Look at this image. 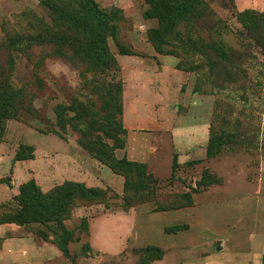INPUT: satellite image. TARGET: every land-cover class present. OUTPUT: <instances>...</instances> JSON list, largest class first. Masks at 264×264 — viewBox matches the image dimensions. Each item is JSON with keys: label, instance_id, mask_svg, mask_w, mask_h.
<instances>
[{"label": "rangeland", "instance_id": "rangeland-1", "mask_svg": "<svg viewBox=\"0 0 264 264\" xmlns=\"http://www.w3.org/2000/svg\"><path fill=\"white\" fill-rule=\"evenodd\" d=\"M93 1L116 9L107 45L117 64L109 69L73 52L87 32L61 12L100 26L78 0H0L2 259L264 264V37L237 20L264 15V0H187L191 16L169 32V0ZM208 40L241 53L237 84L207 82ZM6 99L19 112L3 118ZM178 124L185 135L173 142ZM129 129V137L150 131L142 133L154 148L138 160L144 169L126 156ZM30 179L42 192L73 181L100 197L60 220L7 222L26 216L18 195Z\"/></svg>", "mask_w": 264, "mask_h": 264}, {"label": "trees", "instance_id": "trees-1", "mask_svg": "<svg viewBox=\"0 0 264 264\" xmlns=\"http://www.w3.org/2000/svg\"><path fill=\"white\" fill-rule=\"evenodd\" d=\"M78 2L81 8L89 10V15L99 20L100 26L93 27L92 29L87 28L80 15L61 12L62 18L65 21L87 32L86 42L81 47L73 45V52L78 53L82 59L93 67L106 69L115 67L117 64L116 59L108 49L107 36L115 33L113 30L115 28L113 20L116 16V9L109 12L100 9L93 0H78ZM168 2L169 4L163 5L162 8L167 16L172 17V21L165 28V32H169L171 26L175 25L177 21L189 18L192 13L190 7L193 5L187 0H169ZM237 20L245 27L249 35L254 34L258 37H264V15L257 14L254 11L244 12L238 15ZM155 41L159 42V40ZM259 46L264 47L262 44H259ZM202 47L209 48L206 55L208 57H205L204 60L209 72L207 82L210 83L211 87H218L223 82L237 84L240 78L239 74L242 73L241 67L238 66L241 53L234 47H226L222 41L214 43V41L208 40V44ZM120 49L123 52V47H120ZM196 67L198 66H193L189 70H196ZM5 101L6 107L2 110L3 118L19 112L15 106L9 108L11 103L9 99ZM208 153H210V150H208ZM132 163L142 169L146 167L145 162L133 161ZM18 196L22 201L21 211L26 216L8 218L7 222L21 224L28 221L45 222L50 219L60 220L69 214L70 209L77 202L91 201L100 197V189L86 187L83 183L79 182L65 181L47 192H42L34 179H30L20 185ZM1 222L4 221L0 220ZM66 242L67 240L63 239V241L58 243L63 253H67Z\"/></svg>", "mask_w": 264, "mask_h": 264}, {"label": "crops", "instance_id": "crops-1", "mask_svg": "<svg viewBox=\"0 0 264 264\" xmlns=\"http://www.w3.org/2000/svg\"><path fill=\"white\" fill-rule=\"evenodd\" d=\"M175 71L179 74V76H182L181 79H184V77H185L184 75L185 74H183V72L181 70L175 69ZM176 72H174L175 75H176ZM172 83H174V81H171V84H165V82H163L162 86L163 87H167V85L173 86ZM176 116H177V114L175 115V117ZM170 119L172 120L173 118H170ZM159 126H162V125H159ZM171 129H172V132L170 133L171 134L170 136H171V138H173L172 139L173 142H178L180 140L181 136L183 137L185 135L184 132L186 131V127L184 125H182V124H178L176 127H172L171 126ZM131 130L134 131L133 128ZM131 130L128 132V138H127V140L125 142V145H126L125 146L126 156L128 157V159H132L134 161H138V160L148 161L149 160L148 156H149L150 153H152V152L154 153V148L151 146V138H150V136H147L148 137L147 138L142 133H149L150 131H146V132L145 131H137L138 134H141V137L136 132H134V134L138 135V136L129 137V134H130ZM0 264H8L6 261H4L2 259V251L1 250H0Z\"/></svg>", "mask_w": 264, "mask_h": 264}]
</instances>
